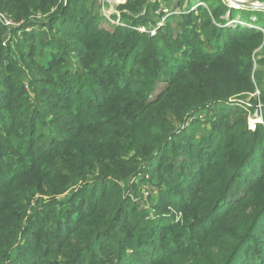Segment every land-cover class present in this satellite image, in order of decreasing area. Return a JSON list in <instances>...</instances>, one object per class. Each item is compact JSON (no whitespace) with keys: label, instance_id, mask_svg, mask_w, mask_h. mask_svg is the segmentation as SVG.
Wrapping results in <instances>:
<instances>
[{"label":"trees","instance_id":"obj_1","mask_svg":"<svg viewBox=\"0 0 264 264\" xmlns=\"http://www.w3.org/2000/svg\"><path fill=\"white\" fill-rule=\"evenodd\" d=\"M80 1L0 0V16L12 24L0 22V264H54L48 253L64 264H169L195 249L201 264H264V127L250 131L245 118L230 124L229 113L246 114L249 107L228 110L225 103L253 92V64L264 63L253 56L258 48L264 52L258 10L241 8L242 16L254 15L253 25L226 28L213 21L223 23L226 14L233 19L237 11L222 0H201L203 6L165 18L150 35L136 28L161 21L164 14L157 22L151 16L157 3L125 0L123 8L136 17H121L131 28L85 35L77 20L57 28ZM29 27L38 34L27 37ZM10 29L23 41L7 49ZM62 35L68 42L58 44ZM27 41L36 42L37 52L23 50ZM53 46L74 50L72 69L58 68L59 52L51 65L40 62ZM259 92L264 122L262 85ZM216 105L209 121L207 110ZM194 113L207 124L198 142L191 132ZM4 146L22 161H8ZM177 156L173 169L168 159ZM146 186L153 187L150 208L142 195ZM258 187L260 193L252 191ZM78 199L88 210L98 207L88 215L95 225L79 233L78 245L87 248L71 250L69 232L83 226L63 227L72 225ZM58 208L55 219L51 212ZM148 208L153 215L143 211ZM47 217L50 231H44Z\"/></svg>","mask_w":264,"mask_h":264},{"label":"rangeland","instance_id":"obj_2","mask_svg":"<svg viewBox=\"0 0 264 264\" xmlns=\"http://www.w3.org/2000/svg\"><path fill=\"white\" fill-rule=\"evenodd\" d=\"M68 0H64V5L66 6V2ZM240 2H247V3H252L255 6H264V0H237ZM154 2L157 3V5L159 6V8L155 11H152L151 16L152 19L155 20L156 22L159 21L158 18L160 17V14H164V17L161 19L160 22L156 23V26L153 28L152 24L149 23L147 25V29L145 26L143 27H139L136 28L137 31L144 33H150V35H154L156 28L161 27L163 25V20L167 17L173 16V15H180L181 13H188L187 10H189L191 7V11L195 10V8H197L198 5L203 6V3L201 2V0H184L183 2H177V0H151L150 2H148V5H156ZM223 3L227 4V6L229 8H231V6L234 4V0H222ZM205 5V3H204ZM125 6V0H81L78 4H76V6H72L74 7L76 10H73L72 8H68L66 15H69V18L67 20H64L62 18L59 19V21L56 23V27L59 28V24L63 21L65 24H71V22L73 20H77V26L80 29L81 33L83 32L85 35H93V34H100L102 32H111V30L114 27H121L124 30V27H126L127 25L131 28V22L125 21V19L123 17H121V13H124L126 15H130L133 17H136L132 14H130L129 10H127V8H123ZM122 9V12L119 10ZM233 9H235V11H237L236 16L233 17V19L229 18V15L226 14L223 17H221V20H223V23H219V21L214 20L213 23L219 25V26H223L226 28H233V26L237 25V24H241L244 26L249 27L251 24L253 25L254 22L256 21L254 18V15H250V16H242L241 13L244 11L241 8H236L234 7ZM54 10H56V7L52 8L51 12L49 14H53ZM153 10V8L151 9ZM258 12L255 13L257 14V21H264V11H261L260 9H257ZM131 12V11H130ZM144 13H141V15H143ZM241 16V17H240ZM47 16L46 15H42V17L40 18V21H44L45 18ZM0 22L4 23L7 26H10L12 24L9 23L8 20L4 19V17L0 16ZM221 24V25H220ZM59 26V27H58ZM76 26V27H77ZM128 27V28H129ZM172 30H177V28L173 25L172 26ZM256 27V26H255ZM17 28V27H15ZM20 28V27H18ZM63 30V29H62ZM28 34L27 37H31V35L35 36L38 34L37 31H39V28H35V27H29L25 30ZM32 32H34L32 34ZM14 30L10 29L9 32H7L6 34V39L4 40V45H6L7 49L8 46L14 47L15 44L22 42V37L20 36V34L18 35H14ZM52 33V32H51ZM55 33V32H53ZM73 34L74 37H77V34L74 31V28L72 29V31L70 32ZM69 35V34H66ZM66 35H62L61 39L59 41L58 44L62 43V42H68V37ZM203 37V36H202ZM26 40H24L25 42ZM56 43V42H55ZM36 42L35 41H27V43L23 44L25 46V48H23L24 51H28L27 53L32 54L37 52V49L34 48L35 47ZM51 44V42L49 43ZM203 46L207 49L211 50V46H209L207 43H204ZM22 49V48H21ZM74 50H70L68 48H66L64 51L60 52L58 49H56L54 46L53 47H49L48 49L44 50V52L42 53L43 56V60L40 61L42 64L46 61L48 62V64L51 65L50 63V59L53 58L54 54H57L59 52V54L57 55H62L64 57V60H60V62H57L60 67H64L66 71H68L69 69H72V62L74 59V54H73ZM41 55V53H39V56ZM253 56L255 59H260V58H264V52L258 48L256 50L253 51ZM172 57H177V59L180 58L179 54H175ZM30 59H33V57L31 58V55H29ZM40 57H34L36 63L37 60ZM173 58H167V62L171 63V60ZM60 74L64 73L63 69H60L58 71ZM251 80H253L254 83V89L253 92L251 94H239L237 95L235 98L233 99H229L227 102H225L226 104H229L230 107H228V110H233L235 107H241L242 104H245L246 106H248L249 110L246 114L240 113V112H235V113H229V117H228V121L230 122V124L235 123L237 120L245 118V122H246V127L250 130L253 131L254 127L256 124H260L262 127H264V122H263V118H262V105L260 103V85H262L263 89H264V63L261 64H257L254 62L253 64V69H252V73H251ZM10 85L14 86V87H19L17 86V81H9ZM259 84V85H257ZM165 84H160L157 89L155 90V93L160 92L163 88H164ZM89 90V89H87ZM86 94V93H85ZM85 94H83L82 96L85 97ZM225 103H218L220 105H225ZM247 103V104H246ZM255 104V105H254ZM219 105V106H220ZM255 106L254 111L251 110V108H253ZM217 105L216 106H212L207 110L208 113V119L209 121L213 120V118L215 117V115H213L212 113H217V110H213V109H217ZM193 126L191 127V132L193 131L194 134H196L195 137V141L198 142L199 140V135L201 134V130H203V128L207 126L206 122L203 123L205 121V116H203V114L199 115V113H194L193 115ZM196 121H198V123H196ZM202 121V123H201ZM186 132V131H185ZM49 135V137L52 136V134L50 135V133H48V131H45L44 134L42 135ZM186 134H188V132H186ZM40 141V140H39ZM41 143H35V146L37 147V145H39ZM49 142H45L43 143L44 147L46 145H48ZM18 145V144H15ZM4 150H5V155L8 156L9 158H6L8 161L12 162L13 164L15 163H19L20 161H22V159L20 158V156L16 155L13 153V150H9L7 149L6 146H4ZM169 156L170 154H166V156ZM36 156V153H35ZM171 156V155H170ZM179 161V157L177 156L175 158V160H173L171 157L168 159V163L173 167V169L176 167V164H178ZM30 163V162H29ZM151 177V176H150ZM150 177H149V181H150ZM138 179H133V181H136ZM132 181V183H133ZM151 183V182H150ZM74 185L73 187H71V191H73L74 189H77L76 187L78 186ZM113 185L118 186V189H123L125 188L121 183H119L118 181H113ZM210 187V186H209ZM100 189V188H99ZM142 189H146L144 190V194H141L146 198V204H148V207H151V204L149 203L148 199L149 197H151L152 199V203L154 201V197L152 195H150L151 191H153V187L150 186H146L143 187ZM141 189V190H142ZM126 190V189H124ZM133 190V189H132ZM156 190V188H155ZM257 191L258 193H260L263 188L258 187L256 189H252V191ZM157 191V190H156ZM112 199H115L113 196H109ZM137 203H139V200L136 198L134 199ZM81 202L80 199L76 200V204L71 206L72 211H73V216L72 219L70 221V224H72L71 226H67L68 224L65 223L64 225V231L68 232L71 228H73V223H75L76 225H80L83 226L81 229H78L76 231L75 228L69 232V235H71L73 232L72 237H70V239L68 240L69 242L71 241V243L74 246H71L69 249L71 250H77V249H83V248H87L85 247L86 242L81 243L78 245V241L80 240L79 237V233L83 230H86V232H88V229L85 228V225H90V224H94L92 222V219L88 218V215L92 212V210L94 211V208L98 207V203H95L94 205H92L90 207L91 210H88L89 206L85 205L84 202H82L80 205L79 203ZM101 203V202H100ZM91 204V203H90ZM80 206V207H79ZM140 207L143 209L142 204H140ZM17 208V207H16ZM144 209V212L150 213V209ZM40 209V208H39ZM45 209H40V211H43ZM58 209L56 210H52L51 212V216H55V219L57 218V213H58ZM151 210V213L152 214ZM240 213L239 211L236 212V214ZM127 214L130 215L131 210L128 209ZM153 215V214H152ZM178 216V214L176 215V217ZM42 218H44V215H41ZM151 217V216H149ZM106 218V217H105ZM19 220V219H18ZM18 220L16 222H18ZM173 221H177V219L173 220ZM79 222V223H78ZM43 224H46V228H44V231H50V228H52L53 221L50 219V217H47V219H45V222ZM82 224V225H81ZM95 225V224H94ZM102 228V226H100ZM100 228V229H101ZM176 229V228H175ZM173 229V231L175 230ZM217 230V229H216ZM104 231V230H103ZM120 233L121 234V230L119 229H115L114 228V233ZM171 232L167 233L165 235L166 241H170L169 238V234ZM105 238V236L101 237L100 239L103 241V239ZM89 239V238H87ZM209 241L207 240L206 246H210V244L208 243ZM75 243V244H74ZM110 243V242H109ZM114 243V242H113ZM112 243V244H113ZM78 245V246H77ZM78 247V248H76ZM195 249V248H193ZM196 250V249H195ZM195 250H191V255H186L184 256L182 259H179L177 262H170L169 264H201L202 259H198L196 256L197 253L195 252ZM107 251V249H105V252ZM204 252V251H203ZM88 254V253H87ZM45 256V255H44ZM44 256H42L44 258ZM251 256L255 257V253L252 252ZM45 259L47 260H51V261H55L54 264H64V259L57 257L55 255H53L52 253H48L45 256ZM162 264H167V262H164Z\"/></svg>","mask_w":264,"mask_h":264},{"label":"water","instance_id":"obj_3","mask_svg":"<svg viewBox=\"0 0 264 264\" xmlns=\"http://www.w3.org/2000/svg\"><path fill=\"white\" fill-rule=\"evenodd\" d=\"M243 8V9H260V10H264V6H255L254 4L252 3H247V2H240V1H237V0H234V4L231 6V8Z\"/></svg>","mask_w":264,"mask_h":264}]
</instances>
